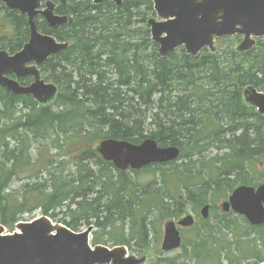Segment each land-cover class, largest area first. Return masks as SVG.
<instances>
[{"label": "trees", "instance_id": "1", "mask_svg": "<svg viewBox=\"0 0 264 264\" xmlns=\"http://www.w3.org/2000/svg\"><path fill=\"white\" fill-rule=\"evenodd\" d=\"M57 11L72 15V22L52 29L37 19L41 31L71 42L41 67L59 87L54 102L41 105L0 87V222L11 225L31 211L30 185L21 196L13 181L33 163L34 143L39 148L48 140L60 150L74 145L79 151L75 175L48 170L49 179L34 185L32 198L46 214L68 206L75 216L66 223L73 229L78 217L96 218L101 231L95 243L125 244L139 255L149 252L152 216L178 217L186 203L199 208L210 191L214 196L215 190L259 184L250 179L249 167L264 165V116L246 102L244 90L264 91V38L249 51L237 50L240 37H226L215 52L205 49L194 57L179 48L162 57L147 24L155 16L151 0H124L121 6L69 0ZM29 36L27 16L0 3V50L16 52ZM148 137L182 149L176 161L134 171H149L148 183L116 169L96 150L105 138L140 143ZM236 225L245 231L236 233ZM116 227L122 231H107ZM189 232L175 256L151 264L264 261V225L253 226L244 217H210Z\"/></svg>", "mask_w": 264, "mask_h": 264}, {"label": "water", "instance_id": "2", "mask_svg": "<svg viewBox=\"0 0 264 264\" xmlns=\"http://www.w3.org/2000/svg\"><path fill=\"white\" fill-rule=\"evenodd\" d=\"M11 9H19L29 15L31 38L24 48L11 56L0 52V85L15 93L31 94L40 102L54 97L57 87L40 79L35 62L43 63L50 55L56 54L68 46L59 43L55 37L38 31L34 17L40 0H0ZM65 1V0H64ZM97 3L104 0H95ZM121 4L123 0H113ZM161 21L151 20L153 40L160 44L163 56L180 45H185L191 55H197L205 47L214 49L216 38L235 34L244 35L241 49L254 46L253 37L264 36V0H153ZM41 13L51 26L67 20L66 16L54 14V4ZM33 75L35 81L30 86H22L9 78ZM248 100L264 115V92L252 89ZM99 152L107 160L113 161L120 169H140L151 163L167 162L176 159L180 150L176 146L161 147L153 138L140 144L127 140L105 139L100 143ZM223 210L230 207L245 215L253 224L264 223V183L258 188L242 185L235 189L229 201L223 203ZM209 205L202 209V215L208 217ZM182 226L194 224L192 215L179 221ZM22 233L3 236L0 226V264H137L135 257H126L123 246L112 250L105 246L89 245L90 227L82 233H75L61 225L52 224L42 217L31 223H21ZM53 232L56 234L54 235ZM181 235L174 221L165 224L162 248L165 251L178 248ZM264 264V263H263Z\"/></svg>", "mask_w": 264, "mask_h": 264}, {"label": "rangeland", "instance_id": "3", "mask_svg": "<svg viewBox=\"0 0 264 264\" xmlns=\"http://www.w3.org/2000/svg\"><path fill=\"white\" fill-rule=\"evenodd\" d=\"M108 18H113L109 17ZM136 24V23H135ZM138 25L140 26L141 23H138ZM135 27H137L136 25L132 24L129 26L130 30L133 31L135 29ZM129 30V31H130ZM138 39V37H137ZM222 45L221 42L217 43V47ZM12 144L15 145L16 142L12 141ZM11 144V145H12ZM60 146L65 147L67 145V143L60 141L59 143ZM12 147V146H11ZM32 154H33V159L35 160V165L30 168L29 170H27V167L24 168L22 170V172L20 173V177L16 178L13 182V186L14 189H18L20 190L19 193L16 194H21V196L23 194H25V191L23 190V185L26 183H29V187L31 189V196L28 193L27 196L28 198V207L31 209V212H27L23 215L24 219L23 220H30L34 217H37L39 215H41L43 213V208L39 207L40 205L42 206V203L40 201H38L36 198H32L33 195L36 194L35 190L32 189L34 187V185L36 184H43L45 182L46 179H49L50 175L48 170L50 171H56V172H61L63 171V175L65 177H69L70 173H75L76 171V166H75V161L78 159L76 155H78L79 151H76L74 145L70 146V148H68L67 150H60L57 146V144H54L51 140L45 141L44 144H40L39 148H38V144L33 145V149H31ZM31 166V165H30ZM96 169H98L95 166ZM250 174L252 175L250 177V179H254V182H264V165H258V166H253L251 165L250 167ZM112 172H114V174H116L117 172L112 169ZM127 174L131 177V178H135L137 179V181H141L143 183H148L150 180H152L153 176L151 175V173L149 171H142L141 173H134L133 171H127ZM75 175V174H74ZM77 175V174H76ZM73 177V176H72ZM226 189H222V190H215V195L213 196V191H210V202L213 205V209L211 211V216L213 217V219L216 218V216L219 215V213L221 212V203L222 201H224V199H226L229 195V192L225 191ZM228 194V195H227ZM227 196V197H226ZM79 200V199H78ZM103 202L105 201L104 199L102 200ZM70 199L65 202L64 205L66 204H70ZM38 205V207H36ZM36 207V208H34ZM28 208V209H29ZM68 206L66 207H58L54 210H51L52 212H54L57 215V219L58 221H62V220H68L71 221L72 216H75V214H73L72 212H70V210L67 209ZM71 209H76L75 204L71 205ZM200 208H197V210ZM172 210V207L169 208V211ZM195 210L194 208H192L190 206V204H185V211L187 212H193L194 215L195 212L193 211ZM105 213V212H104ZM104 215V214H103ZM236 217H238L237 215L233 214L231 216V219H235ZM161 216L156 215V216H152V224H150V234H149V238L147 239V242L149 243V249L147 253H145V257H143L142 259H139V262L137 264H151V262L157 258V257H162V256H175L178 252L174 251L171 253H166V254H162L161 253V245H162V241H163V235H164V223L169 219L166 218H161ZM178 218H172V219H179ZM199 221H200V217L197 215L196 217ZM102 221H105V217H102ZM92 222L96 221V218H92L91 219ZM91 222V223H92ZM150 222V223H151ZM94 224V223H93ZM76 225H77V229L78 230H84L88 225H90L88 223V218L87 217H78V219L76 220ZM235 230L236 233H243L245 231V228L243 226L240 225L239 226H235ZM101 231V228L99 229V232ZM107 231H113V233H120L122 231L121 227H116L113 229H107ZM184 232L186 233V235H191L189 230L184 229ZM124 233L127 235L128 232L124 231ZM110 237V235H106L104 237L107 238ZM134 243V241H133ZM113 245L112 243H108ZM135 256H137L135 254ZM138 257V256H137ZM139 258V257H138Z\"/></svg>", "mask_w": 264, "mask_h": 264}, {"label": "bare ground", "instance_id": "4", "mask_svg": "<svg viewBox=\"0 0 264 264\" xmlns=\"http://www.w3.org/2000/svg\"><path fill=\"white\" fill-rule=\"evenodd\" d=\"M2 35V34H1ZM94 189H96V188H94Z\"/></svg>", "mask_w": 264, "mask_h": 264}]
</instances>
